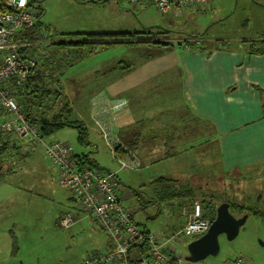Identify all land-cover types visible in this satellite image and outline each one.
Instances as JSON below:
<instances>
[{
  "label": "rangeland",
  "instance_id": "obj_1",
  "mask_svg": "<svg viewBox=\"0 0 264 264\" xmlns=\"http://www.w3.org/2000/svg\"><path fill=\"white\" fill-rule=\"evenodd\" d=\"M259 2L264 6L263 0ZM36 5L40 7V26L28 31L29 34L34 33L37 38L43 40V35L46 33L50 42H87L85 46H69L73 52H82L83 57L67 69L61 78L63 83L67 80L75 81L70 84L73 87L71 91L66 89L73 104L79 103L81 92L85 91L83 101L78 104L77 109H74V116L77 120L83 121L89 130L94 128L98 133L101 132L99 126L95 124V127H92L89 103L105 82V75L107 80L113 81L118 74L135 66L138 67L142 62L149 64L147 67L151 72L163 71L175 64L178 55L174 54L173 48L177 45L157 44L153 42L157 37L160 41H168L171 38L186 39L207 28L208 31L205 32L208 37L246 34L247 40L242 43L256 42L257 47L261 44L259 40L264 38V15L256 14L252 8H246L244 0H239V7L236 10L232 9L230 0L218 2L217 11L211 10V6L209 8L203 6L199 12L192 15L194 19L190 21L182 17L173 18L170 13L161 14L153 7L148 10L143 8L140 11L127 2L116 0H107L102 4L89 0H40ZM205 7L207 9L203 11ZM219 10H222L221 13ZM230 11L232 13L228 17L219 21L221 14ZM246 17L250 18V23L247 29H242L240 23ZM125 33L137 34L126 36ZM215 40L213 39L211 43H215ZM106 41L122 42L104 44L103 42ZM100 42L101 45L98 44ZM170 42L177 44L176 40ZM179 61L178 59V63ZM34 64L38 62L34 61ZM125 64L128 65L127 68L121 67ZM82 78L85 85L80 80ZM97 86L101 87L96 89ZM154 91H157L155 95H158L163 106L157 111L158 116L167 111L178 115V120L181 116L184 118L182 127L187 128L185 122L187 109L184 106L186 102H183L182 98L184 90L178 85L177 80H165V85H158L151 94ZM118 101L124 100L118 99L115 102ZM114 103L108 105L107 110H111ZM128 103L125 99L126 106ZM189 133L196 134L188 128L186 134ZM78 136L76 128L65 126L45 139L49 142L62 141L68 144L76 155L89 153L90 157L106 171L118 173V170H121L120 175L126 176V179H123L126 186L135 188L141 195V199L136 195L133 196L127 204L135 209V216L141 223L140 226L147 225L156 229L159 236L161 233L165 238H170V235L167 237V233L179 216L178 206L183 200V198H174L171 205L167 201L163 202L166 191L175 193L177 190L184 191V188L188 191L192 190L196 194L192 196V202L190 201L192 205L207 200L208 220L216 216L217 207L226 200L245 205L249 210L256 212L249 214L248 220L235 239L228 240L225 235L220 236V252L216 256L190 262L185 260L183 254L181 264H228L232 258L241 255L245 256L248 262H250L249 258L254 256L264 260V170L255 172L245 179L244 176H233L231 173L227 176L222 172L224 167L219 151L209 146L197 149L200 152L203 148L200 157L192 151L167 158L156 156L162 150L152 152L149 149L139 148L135 150L139 158V168L124 169L113 158L110 147H107L95 133L89 132L88 146L83 145ZM123 140L127 142L129 139L123 137ZM187 141H190L189 146L202 140L181 139L176 144V148L179 150L180 143L183 146ZM200 159L201 163H196ZM0 167V251L5 252L2 257H12L10 260L18 264H72L76 256L84 250L86 253L94 250L95 243L91 241L90 235L93 234L101 239L106 237L91 218L89 230L75 235L74 241L63 237L65 230L57 220L62 214H74L71 202L69 203L71 192L60 185L59 171L46 156L41 144L37 143L26 155L24 151L14 154L6 152L0 155ZM160 176L171 180L166 183L157 181L150 183ZM220 176L221 180L218 181ZM172 178L177 179L178 183ZM123 197L122 195V201ZM208 199L213 200L216 206L211 205ZM152 200L155 201L154 204L146 203ZM230 211L237 217L242 216L239 209L230 207ZM179 237L187 252V246L193 237L184 234ZM7 242L11 245L10 254L6 253Z\"/></svg>",
  "mask_w": 264,
  "mask_h": 264
},
{
  "label": "crops",
  "instance_id": "obj_2",
  "mask_svg": "<svg viewBox=\"0 0 264 264\" xmlns=\"http://www.w3.org/2000/svg\"><path fill=\"white\" fill-rule=\"evenodd\" d=\"M244 1L246 8H252L255 10L256 14L262 13L264 15V6L259 2L262 0ZM218 2H223V0H210L209 3L204 6L207 8L211 6V10L217 11ZM230 2L232 3V9L236 10L239 7V0H230ZM151 7L152 6L149 8ZM206 7L203 11H206ZM201 8L202 7H198L195 10L186 8L179 12L170 10L161 14L170 13L173 18L182 17L190 21L194 19L192 15L195 12H199ZM139 10L141 11L143 9L139 8ZM221 11L222 10H219L220 13ZM232 11L221 14L219 21L228 17ZM249 23L250 18L246 17L243 19L242 23H240V27L242 29H247ZM209 25L207 27H209ZM200 28H202L201 25ZM205 31H208L207 28H205L203 32H197L195 35L196 40H194L195 42L193 41L196 45L195 48L186 49L179 45L173 48L174 54H177L178 57L176 58L175 64H172L170 68H166L163 71L156 70L151 72L147 67L149 64H143L142 62L139 63L140 66L138 67L135 66L128 71L118 74L113 81L107 80V76L105 75V82L102 83V87L97 86L96 89L99 87L101 88L96 91L98 94L89 103L90 117L93 121L92 127H95L96 124L92 117L94 115L95 119H98L99 125L103 124L107 128L110 139L114 143L121 142L123 148L128 150L126 156L135 158L134 165L129 169L137 170L140 166L138 155L135 152V150L139 148L149 149L152 152H154V150H162L158 152L156 156H164L167 158L177 154H187L186 152L192 151H194L197 156H202L203 148L200 152L197 149L203 146H209L211 149L215 148L219 151L224 167L222 168V172L227 176H229L228 173H231L233 176H244L245 179L249 178L251 174L255 172L264 170V52L249 54V44L242 43V41L247 40V38H245L246 34H244L245 36L243 34H222L216 36V38L208 37ZM190 39L191 37L189 36L186 39L171 38L168 39V41L176 40L177 43L185 44L188 40L190 41ZM213 39H216L215 43H211ZM198 42L205 47L204 50L197 48L199 45ZM207 42L208 45H206ZM219 42L221 43L218 44ZM178 59L180 60L179 63ZM160 77L161 79H159ZM83 79L84 78L80 79L82 83ZM169 79H176L178 85L184 90L182 98L183 102H186L184 106L187 109V113L185 114L187 128L186 126L182 127L184 118L181 116L180 120H178V115H173L168 111L160 115V117L157 114V111L162 109L163 106L158 95H155L157 91H154L153 94H151V92L158 85H165V80L167 81ZM74 82V80H67L63 84L65 87L64 92L67 97L66 89L71 91L73 87H71L70 84ZM84 92L85 91L81 92L79 103L83 101ZM166 92L167 91H165V93ZM94 93L92 96L96 94ZM118 99H127L129 102L128 106L125 105L123 107L124 109L121 108L123 110L120 109L113 113L108 112L107 106L110 105V101ZM69 101L71 102L70 98ZM78 104L75 105L72 103L74 109H77ZM115 112L118 113L115 115ZM188 128L196 132V134L189 133V135H187L186 131ZM90 131L99 136L103 143L107 145L106 140L100 136L94 128H90ZM123 137L129 140L125 142ZM187 137L191 141H202L189 146L188 144L190 141H187V143L184 144L185 146H181L180 143V148L178 150L176 144L179 143L181 139L188 140ZM136 139L138 143L132 144V141ZM107 147L109 146L107 145ZM96 148H98L97 144ZM73 155L76 154L73 153ZM196 163L200 164L201 159ZM120 171L121 170H118L116 174L119 179V192L121 198L123 195V203L132 209L133 219L140 226L141 223H139V220H137L135 216V209L127 203L135 195L141 199V195L136 192L135 188L126 186L123 181V179H126V176H121ZM158 178L153 179L150 183L156 182ZM173 180L177 181V179ZM219 180H221V176L218 177V181ZM221 185H223V183ZM173 192L174 191H166L167 195L163 198V202L167 201V203L171 205L174 198H183V200L178 206L179 216L170 227V232L167 233V237L170 235V238H165L161 233H159L161 235L159 236L158 233H156V229L150 228L147 225L140 227L158 236V242L163 246L168 256H174V251L180 250V256L183 260V254L186 257L188 251L186 252V249L183 248V244L179 237L183 234L179 233V231L186 221L183 209L186 208L190 210L192 208V204L190 203V201L192 202V196L189 197L187 193H183L186 192L185 188L182 192H180V190L175 191V193ZM70 194L69 203L71 202V208H73L74 213L72 215L76 218V221L68 228H64L60 225V218L57 222L61 228L65 230L63 237L74 241L75 235L82 234V232L88 229L89 224L91 225V223H89L91 217L81 211L80 205L74 199L73 194ZM194 195L196 194L194 193ZM209 201L211 202L213 200ZM146 203L154 204L155 201L152 200ZM201 204L203 214H206L208 208L206 201H201ZM205 218H207V216ZM101 232L104 233L106 236L105 238L103 237L101 239L93 234L89 236L91 241L95 243L93 247L94 250L92 252L89 251L90 253L107 251L112 248V242L108 234L104 230ZM7 247L8 252L6 253L10 254L11 245L9 242H7ZM146 249L147 248L144 246H138L131 250L130 257L132 264H138L141 258L146 256ZM89 252L86 253L84 250L78 254L72 261V264H78L90 254ZM0 255V264H18L10 260L12 257H2L5 255L4 251H0ZM241 256L245 258V256ZM34 259L37 260V258ZM234 259L232 258V260ZM232 260H230V262ZM249 261V264H264L263 259H258L255 256L249 258ZM230 262L228 264H230ZM170 264L177 263L172 262Z\"/></svg>",
  "mask_w": 264,
  "mask_h": 264
},
{
  "label": "built area",
  "instance_id": "obj_3",
  "mask_svg": "<svg viewBox=\"0 0 264 264\" xmlns=\"http://www.w3.org/2000/svg\"><path fill=\"white\" fill-rule=\"evenodd\" d=\"M40 0H4L7 9H0V136L15 137L29 143H39L46 156L59 171L60 185L68 189L80 209L91 217L97 226L104 230L111 239L112 248L88 254L78 264H132L131 250L134 247H146V256L138 264H170L180 263L182 258L179 251L174 256H168L158 242V236L141 228L133 219V211L126 206L119 192L117 174L114 171H99L91 168H79L71 147L62 141H46L40 129L33 124L19 104L20 98H25L34 61L43 62L51 59V42L45 33L43 40L35 36L28 39H18L28 30L35 29L38 22L36 3ZM127 2L135 9L153 4L158 11L164 13L170 10L181 11L186 8L196 9L207 5L210 0H118ZM36 39H33V38ZM189 47H187L188 49ZM28 49L27 54L22 50ZM39 56L37 57V54ZM37 65V64H36ZM45 76H49L50 68H45ZM60 78V73L55 74ZM50 85V80L44 82ZM125 101H118L110 111L120 110ZM97 125L99 122L92 116ZM99 128L106 137V143L114 153V145L109 137L107 128L100 124ZM115 155V154H113ZM121 168H132L135 158L117 160ZM186 217L185 224L179 233L188 237H198L206 233L210 221L203 216L202 205L196 203L190 210L183 209ZM76 218L63 214L59 223L68 228ZM230 264H249L247 259L240 256Z\"/></svg>",
  "mask_w": 264,
  "mask_h": 264
},
{
  "label": "trees",
  "instance_id": "obj_4",
  "mask_svg": "<svg viewBox=\"0 0 264 264\" xmlns=\"http://www.w3.org/2000/svg\"><path fill=\"white\" fill-rule=\"evenodd\" d=\"M94 3H103L106 2L107 0H91ZM117 2H119L118 0H116ZM40 2V1H39ZM121 2V1H120ZM150 6H152L153 8L156 9V11H158V9L153 5V4H148L145 6H142L141 9L146 8L148 9ZM151 7V8H152ZM0 9H7L6 5L4 3V0H0ZM38 9V22L35 25V29H37L40 26V12L39 9L40 7L37 6ZM160 12V11H158ZM162 13V12H160ZM166 13V12H164ZM31 31V30H28ZM27 32L23 33L21 36H19L18 39H28L31 36H35L37 37L36 34H29ZM166 32H168V30H166ZM126 34V33H125ZM137 33H129L126 34V36H133ZM33 39H36V38ZM191 39L190 41L188 40L185 44L184 43H177L174 44L172 42H169L167 40H161L160 38L157 37L155 41V43L157 44H161L164 46H168V45H179V46H183L184 48L187 49V47H189L188 49H193L195 48V44H194V40H196V36H190ZM194 41V42H193ZM122 41H115V42H110V41H106L103 42L104 44H114V43H120ZM136 42V41H133ZM261 44L259 47H257L256 42H252L249 44V49H250V53H262L264 52V39L260 40ZM221 43V42H220ZM98 44H102V42L98 43ZM199 44V45H198ZM198 49H205V47L202 46V44H200V42H198ZM223 44V42H222ZM72 45H76V46H80V45H87V42H83V43H78V42H60V41H51V45H50V49L52 51V57L51 59H47L43 62L39 61L37 65H35L32 69H31V76H30V81H29V86H28V92L25 98H20L19 99V104L22 106L24 113L26 114V117L35 125L38 126V128L40 129L41 135L44 138L49 137L50 135H52L55 131L64 128L65 126H70L73 128H76L78 130V137L79 140L82 142L83 145H90V141H89V132L90 130L88 129V126L84 124L83 121L77 120V118L74 116V107L72 105V103L69 101V98L66 96L65 92H64V86H63V81H62V75L65 73V71L67 69H69L70 67H72L78 60H80L83 56H82V52H76V51H72L69 46ZM96 46V44H95ZM28 49H24L22 50V54H27ZM121 67L127 68L128 65H122ZM45 68H50L51 71H49V76H45V72L46 69ZM59 72L60 73V78H56L55 74ZM49 79L50 80V85L45 84V80ZM124 100L125 99H121ZM114 101H110V105L111 103L115 102ZM95 103V102H94ZM116 103V102H115ZM35 108H37V110H35ZM41 109L42 111L40 112ZM110 113H113L114 111H110L107 110ZM5 116L4 114L1 115L0 117ZM97 119V118H96ZM98 120V119H97ZM101 130V129H100ZM100 136H102L105 140L106 137L103 135L102 132L99 133ZM112 141V140H111ZM25 143H28L25 145ZM114 147V153L115 155H113V158L115 160H118V158H122L125 159L126 154L128 153V150H125L121 144V142H117L114 143L112 141ZM137 144L138 140H134L132 141V144ZM36 146V143H29L26 142L22 139H17L15 137H9V135L7 136H0V155L5 154L6 152H10L11 154H14L16 152H25L26 154H29L30 150ZM31 148V149H30ZM121 156V157H120ZM128 157V156H126ZM73 158L75 159L77 165H79V168H91V169H96V170H103L102 172H105L104 169H102V167L99 166V164L96 162V160L94 158L90 157V154L87 153H83V154H79V155H73ZM133 157H128L127 159L130 160ZM107 172V171H106ZM230 174V173H228ZM171 179L165 178L163 176L159 177L156 181L157 182H164L166 183L167 181H170ZM117 181L119 183V179L117 176ZM186 192H183L184 194L187 193V196L191 197L193 196L194 192L192 190H187L185 189ZM167 195V194H166ZM164 195V196H166ZM224 202H228L230 203V207L234 208V209H239L240 212L242 213V215H249V214H255V211H251L249 210V208L245 205H240L237 203H233L229 200H226ZM223 203V202H222ZM203 204V203H202ZM201 204V205H202ZM206 205H208V201L206 200ZM211 205L216 206V204L211 201ZM193 206V205H192ZM204 217H206V214H203ZM216 216L214 215L212 220L215 218ZM208 219V218H207ZM212 220H209L210 222Z\"/></svg>",
  "mask_w": 264,
  "mask_h": 264
},
{
  "label": "water",
  "instance_id": "obj_5",
  "mask_svg": "<svg viewBox=\"0 0 264 264\" xmlns=\"http://www.w3.org/2000/svg\"><path fill=\"white\" fill-rule=\"evenodd\" d=\"M247 218L248 215L236 217L230 211V203H221L206 233L188 244L186 260L198 262L208 256H216L220 252V236L225 235L228 240L235 239Z\"/></svg>",
  "mask_w": 264,
  "mask_h": 264
},
{
  "label": "clouds",
  "instance_id": "obj_6",
  "mask_svg": "<svg viewBox=\"0 0 264 264\" xmlns=\"http://www.w3.org/2000/svg\"><path fill=\"white\" fill-rule=\"evenodd\" d=\"M237 217V216H236ZM207 219V218H206ZM211 223V222H210ZM147 231V230H146ZM202 236V235H201ZM200 236H198V237H193V239L192 240H195V239H197V238H199Z\"/></svg>",
  "mask_w": 264,
  "mask_h": 264
}]
</instances>
